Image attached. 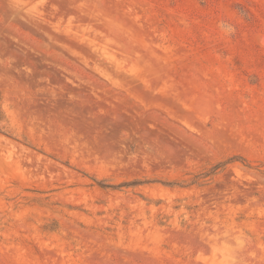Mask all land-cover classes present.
<instances>
[{
  "label": "rangeland",
  "instance_id": "1",
  "mask_svg": "<svg viewBox=\"0 0 264 264\" xmlns=\"http://www.w3.org/2000/svg\"><path fill=\"white\" fill-rule=\"evenodd\" d=\"M0 264H264V0H0Z\"/></svg>",
  "mask_w": 264,
  "mask_h": 264
},
{
  "label": "bare ground",
  "instance_id": "2",
  "mask_svg": "<svg viewBox=\"0 0 264 264\" xmlns=\"http://www.w3.org/2000/svg\"><path fill=\"white\" fill-rule=\"evenodd\" d=\"M126 6V5H125ZM126 8V7H125ZM127 15V14H126ZM117 31V30H116ZM136 32V31H135ZM147 32V31H146ZM139 34V33H138ZM145 34V33H144ZM146 37H148V36H146ZM146 40V39H145ZM137 41V40H136ZM139 45V44H138ZM148 47V46H147ZM131 49V48H130ZM140 49V48H139ZM157 54H159V52L157 53ZM139 55V54H138ZM165 55V54H164ZM153 56V55H152ZM158 57V56H157ZM159 58V57H158ZM161 62H162V60H161ZM166 62V61H165ZM163 63V62H162ZM166 64V63H165ZM147 69V68H146ZM154 71V70H153ZM154 73V72H153ZM136 74V73H135ZM163 74H165V73H163ZM139 75V74H138ZM165 75H167V74H165ZM120 77V76H119ZM134 78V77H133ZM139 78V77H138ZM142 79V78H141ZM151 79V78H150ZM126 81V80H125ZM129 81V80H128ZM182 81V80H181ZM197 82V81H196ZM128 83V82H127ZM178 83H179V81H178ZM177 83V84H178ZM147 84H149V83H147ZM174 84V83H173ZM132 85H134V84H132ZM117 86V85H116ZM185 85L183 84V87H184ZM187 86V85H186ZM185 86V87H186ZM156 87V86H155ZM176 87V86H175ZM124 88H125V86H124ZM134 88V87H133ZM146 88V87H145ZM186 89H188V88H186ZM122 90H123V88H122ZM139 90V89H138ZM143 90V89H142ZM146 90V89H145ZM178 90V89H177ZM190 90H191V88H190ZM134 91V90H133ZM132 91V92H133ZM137 91V90H136ZM140 91V90H139ZM149 91V90H148ZM128 92V91H127ZM181 92V91H180ZM192 92V91H191ZM196 92V91H195ZM199 92H200V90H199ZM138 93H141V92H138ZM137 96V95H136ZM198 97V96H197ZM172 98V97H171ZM202 99V98H201ZM207 99V98H206ZM168 100V99H167ZM197 100V99H196ZM199 100V99H198ZM181 101V100H180ZM183 101H184V99H183ZM183 101H182V104H183ZM195 102V101H194ZM209 102V101H208ZM177 103V102H176ZM184 103H186V101L184 102ZM180 104V103H179ZM171 105H173V104H171ZM203 106H205V104L203 105ZM181 108H183L182 106H181ZM185 109H187V108H185ZM173 110H175V109H173ZM184 110V109H183ZM181 112V111H180ZM200 114V113H199ZM198 114V115H199ZM173 116V115H172ZM200 116H202V115H200ZM177 117H178V115H177ZM193 120V119H192ZM198 121V120H197ZM196 128V127H195ZM89 150V149H88ZM83 151V150H82ZM84 153V152H83Z\"/></svg>",
  "mask_w": 264,
  "mask_h": 264
},
{
  "label": "trees",
  "instance_id": "3",
  "mask_svg": "<svg viewBox=\"0 0 264 264\" xmlns=\"http://www.w3.org/2000/svg\"><path fill=\"white\" fill-rule=\"evenodd\" d=\"M234 160H235V159H234ZM137 184H140V183H137V182H136V183H133V185H137Z\"/></svg>",
  "mask_w": 264,
  "mask_h": 264
}]
</instances>
